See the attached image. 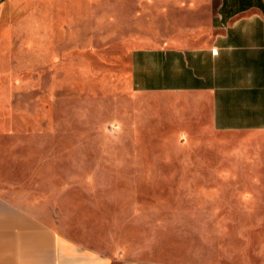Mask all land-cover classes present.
Segmentation results:
<instances>
[{
  "label": "rangeland",
  "instance_id": "374dc122",
  "mask_svg": "<svg viewBox=\"0 0 264 264\" xmlns=\"http://www.w3.org/2000/svg\"><path fill=\"white\" fill-rule=\"evenodd\" d=\"M198 10L191 0H0V135H12L0 142L59 200L63 232L74 223L83 238L86 224L109 248L131 233L161 264H227L228 234L246 221L226 219L228 206L195 181L197 165L227 158L130 86L131 52L194 31Z\"/></svg>",
  "mask_w": 264,
  "mask_h": 264
},
{
  "label": "crops",
  "instance_id": "0c3cea01",
  "mask_svg": "<svg viewBox=\"0 0 264 264\" xmlns=\"http://www.w3.org/2000/svg\"><path fill=\"white\" fill-rule=\"evenodd\" d=\"M191 1L204 20L170 45L134 49L130 86L165 122L184 125L187 140L211 136L227 160L197 165L195 181L228 206L226 219L246 221L228 234L224 262L247 264L244 253L256 251L264 264V0ZM12 152L0 142V264H161L141 255L131 233L109 248L86 224L83 238L74 223L63 232L59 200L22 176L27 164Z\"/></svg>",
  "mask_w": 264,
  "mask_h": 264
}]
</instances>
